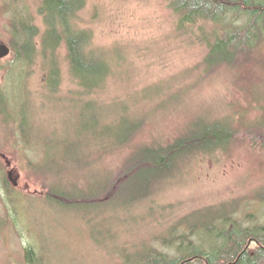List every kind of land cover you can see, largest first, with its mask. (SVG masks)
<instances>
[{"label": "trees", "instance_id": "16d2710c", "mask_svg": "<svg viewBox=\"0 0 264 264\" xmlns=\"http://www.w3.org/2000/svg\"><path fill=\"white\" fill-rule=\"evenodd\" d=\"M165 1L179 18V33L195 36L205 45L203 66L210 71L252 64L264 69V0ZM36 2L35 8L30 0H0V17L8 22L14 57L5 69L0 60V70L7 72L0 91V154L4 152L0 155V185L6 193L10 217L14 206L23 203V195L36 199L14 187L8 176L11 166L3 157L9 158L5 154L8 152L19 157L26 171L43 182L47 195L42 198L49 205L85 214L96 208H118L116 203L121 202L119 207L125 209L152 202L159 184L176 178L192 161L221 151L231 153L239 142H249L255 151L264 152V86L261 89L257 85L249 92L261 114L252 105L239 114V123L199 119L190 124L188 133L167 145L140 147L124 166L120 179L98 175L89 180L90 192L74 187V176L94 170L97 165L100 168L102 156H113L133 146L147 123L130 105L106 101V83L112 75L111 54L96 47L94 33L85 26L83 13L88 0ZM65 49L66 63L80 88V92L67 98L62 97ZM41 66L46 78L42 93L37 94L33 81ZM47 97L57 107L68 102L80 104L85 128L78 131L77 139L67 134L63 138L52 135L53 129L43 121L45 108L51 106L45 102ZM3 128L7 132L3 133ZM9 143L15 152L8 149ZM37 150L43 154L41 163L31 158ZM236 215L237 210L214 220L182 221L172 230V238L158 239L177 251L176 258L146 243L143 249L124 250L122 263L264 264V223L255 231L244 230ZM104 218L110 217L105 213ZM179 227L185 233L173 238ZM36 239L37 245L27 248V264H48L46 245Z\"/></svg>", "mask_w": 264, "mask_h": 264}, {"label": "rangeland", "instance_id": "374dc122", "mask_svg": "<svg viewBox=\"0 0 264 264\" xmlns=\"http://www.w3.org/2000/svg\"><path fill=\"white\" fill-rule=\"evenodd\" d=\"M30 1L38 7L37 0ZM83 18L95 35L96 47L111 54L107 103L130 105L147 125L133 146L102 156L100 168L97 165L74 176V187L81 191L90 192L89 180L98 175L120 179L124 166L140 147L167 145L188 133L190 124L199 119L239 123V114L252 105L261 114L249 88L259 85L262 89L263 67L252 64L210 71L203 66L205 45L195 36L179 33V18L165 0H88ZM7 23L0 17V46H11ZM67 53L65 49L63 98L80 92L66 63ZM13 60V55L2 60L1 67L7 68ZM38 70L33 90L40 94L46 77L43 66ZM6 79L7 72L0 70V91ZM45 102L52 106L45 108L43 117L53 129L52 135L77 139L78 131L85 128L80 104L68 102L57 107L48 97ZM251 145L243 141L231 153L221 151L195 159L176 178L159 184L152 202L133 209L120 208L121 202L116 203L118 208H96L91 214L54 209L42 198L47 195L43 182L26 171L19 157L5 153L12 165L8 176L14 187L36 200L23 195V203L14 206L10 217L0 185V264H27V248L37 245L36 240L40 242L36 237L46 245L48 264H123L124 250L143 249L146 243L176 258L177 251L158 242L159 238H172V230L188 218L214 220L235 210L244 230L255 231L264 223V152ZM7 146L15 150L12 144ZM31 156L37 163L43 160L40 150ZM105 213L110 218H104ZM180 228L173 238L185 233Z\"/></svg>", "mask_w": 264, "mask_h": 264}, {"label": "water", "instance_id": "95a60500", "mask_svg": "<svg viewBox=\"0 0 264 264\" xmlns=\"http://www.w3.org/2000/svg\"><path fill=\"white\" fill-rule=\"evenodd\" d=\"M12 55H13V49L11 48V46L7 44L0 46V60H6L10 58ZM3 157L6 161L9 160L7 156L4 155ZM9 165L12 166L10 163Z\"/></svg>", "mask_w": 264, "mask_h": 264}]
</instances>
